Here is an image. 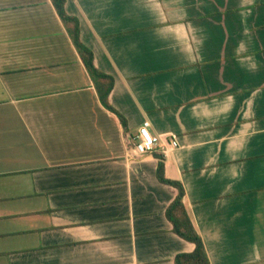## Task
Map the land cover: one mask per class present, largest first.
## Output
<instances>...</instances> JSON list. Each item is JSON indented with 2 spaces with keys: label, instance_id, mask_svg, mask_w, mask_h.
Instances as JSON below:
<instances>
[{
  "label": "crops",
  "instance_id": "1",
  "mask_svg": "<svg viewBox=\"0 0 264 264\" xmlns=\"http://www.w3.org/2000/svg\"><path fill=\"white\" fill-rule=\"evenodd\" d=\"M0 0V264H174L179 182L210 264H264V0ZM144 121L158 139L131 153ZM175 138L176 147L170 140Z\"/></svg>",
  "mask_w": 264,
  "mask_h": 264
},
{
  "label": "trees",
  "instance_id": "2",
  "mask_svg": "<svg viewBox=\"0 0 264 264\" xmlns=\"http://www.w3.org/2000/svg\"><path fill=\"white\" fill-rule=\"evenodd\" d=\"M58 17L63 23L71 41L80 56V59L92 80L101 103L110 111L117 114L122 125L125 126L124 118L113 109L107 99L113 87V78L98 70L93 63L92 51L84 45L79 36V22L74 16L66 13V0H50ZM157 159L156 178L159 182L172 186L177 190L175 198L165 209V217L172 225V232L181 239L194 245L190 253H179L174 258V264H210L202 239L194 228L190 216L188 215L184 204V190L182 185L177 181L168 180L164 177L163 157L154 152Z\"/></svg>",
  "mask_w": 264,
  "mask_h": 264
},
{
  "label": "built area",
  "instance_id": "3",
  "mask_svg": "<svg viewBox=\"0 0 264 264\" xmlns=\"http://www.w3.org/2000/svg\"><path fill=\"white\" fill-rule=\"evenodd\" d=\"M158 139L151 135L149 132V122L144 121L137 131V136L131 153L133 156H142L146 154H151L156 150ZM171 147H176L177 142L175 138L170 140Z\"/></svg>",
  "mask_w": 264,
  "mask_h": 264
}]
</instances>
